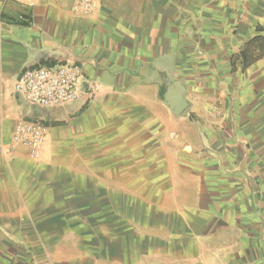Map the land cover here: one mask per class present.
Returning <instances> with one entry per match:
<instances>
[{
	"label": "crops",
	"instance_id": "0c3cea01",
	"mask_svg": "<svg viewBox=\"0 0 264 264\" xmlns=\"http://www.w3.org/2000/svg\"><path fill=\"white\" fill-rule=\"evenodd\" d=\"M71 6L0 2V146L18 120L40 115L46 159L96 115L127 111L137 137L175 143L160 147L162 168L171 153L179 175L160 225L109 264H264V0ZM67 63L100 83L90 99L39 109L14 95L23 70ZM56 166L20 145L0 153L1 251L34 245L48 254L34 264L71 263L39 236L41 219L56 215L46 205L57 200Z\"/></svg>",
	"mask_w": 264,
	"mask_h": 264
},
{
	"label": "rangeland",
	"instance_id": "374dc122",
	"mask_svg": "<svg viewBox=\"0 0 264 264\" xmlns=\"http://www.w3.org/2000/svg\"><path fill=\"white\" fill-rule=\"evenodd\" d=\"M121 113L96 115L54 146L52 155L38 158L57 163V200L46 203L56 215L41 219L39 236L62 263H112L120 246L129 250L140 231L159 226L161 210L176 200L177 159L170 153L168 170L162 168L166 157L160 150L175 143L137 137L135 124L127 121L132 117ZM10 249L0 250V264H34L48 256L34 245Z\"/></svg>",
	"mask_w": 264,
	"mask_h": 264
},
{
	"label": "built area",
	"instance_id": "2783aa9c",
	"mask_svg": "<svg viewBox=\"0 0 264 264\" xmlns=\"http://www.w3.org/2000/svg\"><path fill=\"white\" fill-rule=\"evenodd\" d=\"M4 1V0H0ZM68 1V0H58ZM101 0H72L74 13L87 14ZM100 89V83L87 77L79 64H55L23 70L14 83V95L31 107L53 109L90 99ZM49 133V125L42 116L16 122L11 146H0V153L15 145L25 147L33 159L39 158ZM172 137L175 135L171 134Z\"/></svg>",
	"mask_w": 264,
	"mask_h": 264
}]
</instances>
